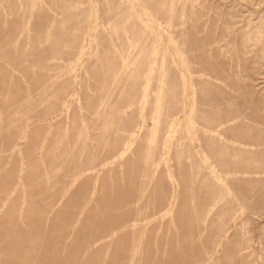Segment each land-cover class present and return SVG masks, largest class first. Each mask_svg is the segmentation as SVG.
I'll return each mask as SVG.
<instances>
[{
  "label": "rangeland",
  "instance_id": "1",
  "mask_svg": "<svg viewBox=\"0 0 264 264\" xmlns=\"http://www.w3.org/2000/svg\"><path fill=\"white\" fill-rule=\"evenodd\" d=\"M0 264H264V0H0Z\"/></svg>",
  "mask_w": 264,
  "mask_h": 264
},
{
  "label": "bare ground",
  "instance_id": "2",
  "mask_svg": "<svg viewBox=\"0 0 264 264\" xmlns=\"http://www.w3.org/2000/svg\"><path fill=\"white\" fill-rule=\"evenodd\" d=\"M155 21V20H154ZM173 24V23H172ZM159 32V31H158ZM161 39V38H160ZM169 49V48H168ZM158 55V54H157ZM183 79V78H182ZM155 127V126H154Z\"/></svg>",
  "mask_w": 264,
  "mask_h": 264
}]
</instances>
